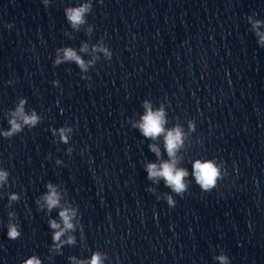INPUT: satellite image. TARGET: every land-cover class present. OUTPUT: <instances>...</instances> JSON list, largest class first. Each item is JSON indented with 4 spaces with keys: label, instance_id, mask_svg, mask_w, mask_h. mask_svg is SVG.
Returning <instances> with one entry per match:
<instances>
[{
    "label": "clouds",
    "instance_id": "1",
    "mask_svg": "<svg viewBox=\"0 0 264 264\" xmlns=\"http://www.w3.org/2000/svg\"><path fill=\"white\" fill-rule=\"evenodd\" d=\"M48 0H45L47 3ZM92 11L91 0L88 2L81 4L78 7H69L65 10L66 18L70 23L73 29H79V27L86 23L85 15ZM249 20L252 22L253 29L256 31V35L259 37V42L261 45H264V32L259 31V27L261 25V21L252 20L249 17ZM80 51L87 52L88 47L84 45ZM62 52L63 55H57L54 63L56 65L61 64L65 61H75L78 67L82 71H87L89 66L94 63V61H88L87 63L77 55V52L72 48H64L58 49V53ZM93 52H103L104 56L108 59H111L112 53L111 50L99 46L94 47ZM26 101L21 99L15 111L10 112V118L8 120V124L10 127L6 131H0V136L10 139L14 135L22 132L25 127L34 128L42 119L35 110L31 113L25 112ZM145 113L140 118V121L133 124V127L138 128L141 134L152 140H156L161 135H163L164 146L169 157L167 161H161L159 164L156 163H147L146 171L148 174V179L153 182H158L160 178H163L165 181V185L170 187L173 192L178 195H183V193L187 189V184L185 182V178L188 176V172L184 168H178L177 164L180 157L177 156L178 150L183 146L185 133L183 128L180 125H176L170 129H166L165 125L167 124L166 112L161 105L158 109H153V106L150 102H144ZM189 129L194 131L195 125L192 121H189ZM72 129L70 127H60L59 129H52L53 135L58 134L60 141L63 143H67L69 141V133H71ZM150 150L154 152L157 158H160V149L156 144L149 145ZM69 152L71 149L68 150ZM60 161L57 160V164ZM193 172L192 175L195 178V181L199 187L204 191H210L215 188L218 182L223 179V171L220 165L216 163L215 160H196L192 165ZM10 173L6 170L0 169V186H3L4 183L7 182ZM48 192L46 195L42 197L44 201V206L51 211L53 208L60 207L61 194L57 191V187L53 184H47ZM18 197L13 194L10 197V200L15 201ZM168 204L171 206L174 204V201L171 196L168 198ZM39 204L40 202L37 201ZM10 216L13 214L10 213ZM77 211L71 207H62L59 211V217L62 221L63 227L56 220H50L49 226L55 230L53 234L54 248L59 249L62 244H73L75 243V239L72 236H68L66 241L61 240V237L65 235L66 232L70 230H74L75 225L73 223V218L76 217ZM21 233L18 230V225L14 223H9L7 236L9 239L15 240L20 237ZM104 255L95 252L93 253L90 260H81L75 261V257L72 259L75 261V264H103ZM216 259L219 261V264H228V257L221 254ZM24 264H42L41 260L36 256H32L27 259Z\"/></svg>",
    "mask_w": 264,
    "mask_h": 264
}]
</instances>
